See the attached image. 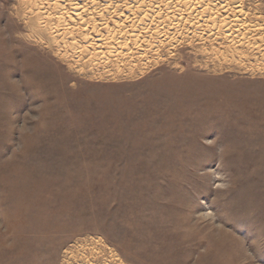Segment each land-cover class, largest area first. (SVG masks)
Instances as JSON below:
<instances>
[{"label": "rangeland", "instance_id": "1", "mask_svg": "<svg viewBox=\"0 0 264 264\" xmlns=\"http://www.w3.org/2000/svg\"><path fill=\"white\" fill-rule=\"evenodd\" d=\"M99 261L264 264V0H0V264Z\"/></svg>", "mask_w": 264, "mask_h": 264}, {"label": "bare ground", "instance_id": "2", "mask_svg": "<svg viewBox=\"0 0 264 264\" xmlns=\"http://www.w3.org/2000/svg\"><path fill=\"white\" fill-rule=\"evenodd\" d=\"M236 43V42H235ZM238 43V42H237ZM238 44H240V43H238ZM84 250V249H83ZM74 251V250H73ZM69 253H71V252H69ZM80 253V252H79ZM95 253V252H94ZM72 256V255H71ZM111 256V255H110ZM79 257V256H78ZM107 257V256H106ZM110 259V258H109ZM104 260V259H103ZM102 260V261H103ZM106 260V259H105ZM77 261V260H76ZM78 261H80V260H78ZM77 261V262H78ZM82 261V260H81ZM96 261V260H95ZM101 261V263L103 264V262ZM83 262V261H82ZM114 261H112V263H113ZM88 263V262H87ZM108 263H109V261H108ZM80 264H82V263H80ZM89 264V263H88ZM98 264H100V261H99V263Z\"/></svg>", "mask_w": 264, "mask_h": 264}]
</instances>
